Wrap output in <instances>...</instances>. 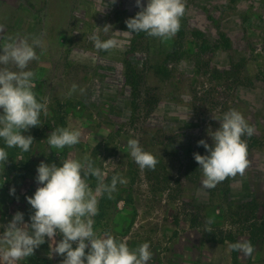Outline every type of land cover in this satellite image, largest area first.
I'll return each mask as SVG.
<instances>
[{"label": "rangeland", "instance_id": "1", "mask_svg": "<svg viewBox=\"0 0 264 264\" xmlns=\"http://www.w3.org/2000/svg\"><path fill=\"white\" fill-rule=\"evenodd\" d=\"M140 10L136 0H0V42L42 41L29 68L48 109L40 125L22 130L33 137L28 152L0 139L9 154L0 163V233L17 211L30 223L26 197L40 186L41 161L62 166L88 156L101 169L115 163L105 183L113 175L126 180L99 198L98 234L109 232L132 250L147 242V264H264V0H185L180 30L167 40L127 28ZM105 25L100 39L115 44L101 51L89 36ZM230 109L254 128L242 137L249 165L206 188L193 153L208 154L197 142L212 145L208 129L220 127L212 116ZM57 128L80 131V142L50 148ZM129 139L156 157L154 170L135 163ZM86 180L95 189L96 178ZM238 241L251 242V256L232 250ZM54 243L46 238L19 264H61L64 257L49 258ZM0 264H8L2 253Z\"/></svg>", "mask_w": 264, "mask_h": 264}, {"label": "clouds", "instance_id": "2", "mask_svg": "<svg viewBox=\"0 0 264 264\" xmlns=\"http://www.w3.org/2000/svg\"><path fill=\"white\" fill-rule=\"evenodd\" d=\"M116 0H112L114 4ZM141 10L133 18L125 21L131 32H144L150 37L164 40L171 39L180 30V19L185 12V0H148L145 6L136 0ZM111 25L97 27L89 36L97 50H110L115 41L101 40L100 31L108 32ZM4 29L0 25V32ZM39 38L4 37L0 42V139L8 148L18 147L28 152L33 143L32 136L22 135L31 127L40 125L41 113L48 115L47 102H38L33 91L34 72L29 65L39 60L35 48L40 47ZM10 66H14V69ZM77 85H72V90ZM220 122L216 131L208 129L213 144L204 139L197 142L207 153H193L200 166L202 185L214 188L227 177L243 174L249 165L247 144L244 135L254 134V128L248 124L243 114L235 109L213 115ZM81 132L67 128H57L47 138L50 148L63 149L80 142ZM127 146L135 163L142 169L154 170L159 162L156 157L145 151L138 140L129 139ZM9 154L0 147V163L8 161ZM62 166L55 163H41L37 166L35 177L39 187L34 195L26 197L27 203L34 210L30 215V223L24 222V214L17 211L12 220L0 233V253L8 264H19L34 254L45 239L54 241L50 247L49 258L55 253L63 258L61 264H147L152 252L147 242L135 250L124 241H118L111 233L102 235L94 230V217L98 214V201L105 193L111 197L117 183H126L120 176L113 175L111 183H105L108 173L116 167L111 160L104 162L103 169L94 166V162L85 156L83 160L65 159ZM111 165V166H110ZM96 178L95 189L87 183L86 177ZM15 189H10L14 194ZM211 223V221H209ZM210 231V230H209ZM57 234L62 239L57 242ZM73 243L76 247H73ZM234 251L251 256L254 247L250 241H238L231 244ZM86 249L88 250L86 252Z\"/></svg>", "mask_w": 264, "mask_h": 264}]
</instances>
